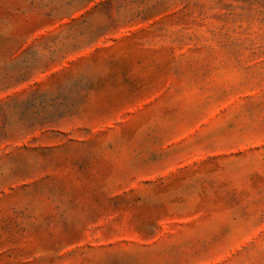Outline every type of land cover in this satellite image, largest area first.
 Here are the masks:
<instances>
[{"label": "rangeland", "instance_id": "rangeland-1", "mask_svg": "<svg viewBox=\"0 0 264 264\" xmlns=\"http://www.w3.org/2000/svg\"><path fill=\"white\" fill-rule=\"evenodd\" d=\"M0 264H264V0H0Z\"/></svg>", "mask_w": 264, "mask_h": 264}]
</instances>
